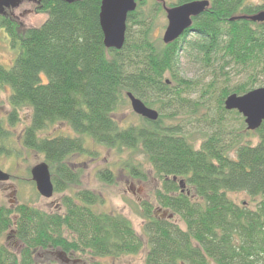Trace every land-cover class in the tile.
I'll return each instance as SVG.
<instances>
[{"label": "trees", "instance_id": "obj_1", "mask_svg": "<svg viewBox=\"0 0 264 264\" xmlns=\"http://www.w3.org/2000/svg\"><path fill=\"white\" fill-rule=\"evenodd\" d=\"M195 1H208L209 8L169 45L151 36L157 17L165 14L163 4L137 3L127 17L120 51L104 47L101 0H40L38 9L48 14L47 20L23 31L10 16L0 15V28L18 51L9 69L0 65V93L6 87L10 90L7 125L14 127L18 112L29 110L21 145L42 156L54 194L64 195L63 214L27 204L14 209L0 205V264H35L34 253L49 250L111 261L145 250L144 264H264V122L248 132L243 117L223 105L229 95L264 87L257 81V74H264V23L237 19L255 15L264 6L247 5L246 0H177L168 7ZM192 32L205 61L222 62L219 75L225 85L216 87L214 80L205 92L217 91L222 116L232 115L239 122L234 147L215 135L195 137L180 124L166 126L165 115L156 122L138 118L139 124L126 128L115 119L128 102L127 93L148 108L159 104L157 113L168 111L171 119L183 107L199 108V101L187 99L193 83L176 73L182 44ZM231 64L251 69L252 78L230 86ZM59 122L75 136H40ZM250 135L257 144L245 141ZM84 137L108 150H139L160 183L157 205L178 217L185 229L155 217L146 203L141 215L143 237L123 216L94 211L98 196L81 188L84 172L76 163L80 157L97 155L84 146ZM10 138L0 121V156L10 155ZM129 172L144 177L136 167ZM97 178L114 182L108 169L98 171ZM229 193H245L252 208L235 204ZM3 238L13 240L18 250Z\"/></svg>", "mask_w": 264, "mask_h": 264}, {"label": "rangeland", "instance_id": "obj_2", "mask_svg": "<svg viewBox=\"0 0 264 264\" xmlns=\"http://www.w3.org/2000/svg\"><path fill=\"white\" fill-rule=\"evenodd\" d=\"M148 5L154 0H147ZM168 7L177 0H155ZM250 6L261 7L264 3L260 0H246ZM40 2L33 0H20L13 5L1 7L0 14L10 16L15 20L20 29L40 27L48 18V14L40 11L38 8ZM264 8V7H263ZM260 12H264V9ZM259 13V12H258ZM167 25L165 14L159 15L152 30V38L162 40L163 33ZM199 40L194 32L189 33L182 44L179 62L176 73L179 78L193 83L194 91L187 97L191 103L199 101L201 105L196 111L183 107L175 112V118L171 119L168 111H162L159 115H165L164 125L180 124L185 127L195 137L206 135H215L223 139L231 147L236 146L234 135L240 134L239 122L232 115L222 116L218 108V92L213 91L207 94V86L212 81L217 80L216 87H223L225 79L219 75V66L222 63H208L205 61ZM18 51L10 46V40L4 30L0 28V65L9 69L17 57ZM227 71L229 72V85L235 86L252 78L251 69H241L231 64ZM257 81L264 82V74H257ZM10 90L6 87L0 93V121L8 128L11 138L7 143L9 156H0V171L9 176L6 182L0 183V205L14 209L18 204H27L34 206L46 213L63 214L61 205L63 194H54L49 200L41 198L35 185L31 180L30 170L37 164L43 163L41 155L26 150L21 145V134L29 124V110L22 109L18 112L19 122L12 128L7 125L6 117L10 112L8 98ZM159 104L150 109L158 112ZM224 117V118H222ZM139 117L131 111L130 104L127 102L124 107L117 112L115 119L126 128L130 125L139 124ZM237 135V136H238ZM42 138H55L59 136L67 137L75 135L71 129L63 122L48 126L40 133ZM251 145L257 144V138L252 135L246 137ZM84 146L97 155L91 158L80 157L76 159L78 168L83 170L81 188L98 196L99 204L94 207L98 213L117 214L126 218L132 225L136 234L142 236V204L146 203L153 208L154 216L161 219H169L177 224L181 229H185L183 223L178 217L163 211L156 202L155 194L160 188L159 181L155 178L151 167L141 152H132L128 149H122L120 152L105 149L103 146L96 145L89 137H84ZM233 157V155H230ZM136 167L144 177H132L130 169ZM108 169L113 173V184L103 183L97 178V172ZM67 195V194H66ZM228 197L237 205H244L252 208V199L245 193H229ZM2 241L13 250H18L14 241L3 238ZM145 250L136 256H126L111 261L106 259L93 260L80 254H62L59 251H36L34 253L35 264H92L99 261L103 264H144ZM71 257V258H70Z\"/></svg>", "mask_w": 264, "mask_h": 264}, {"label": "water", "instance_id": "obj_3", "mask_svg": "<svg viewBox=\"0 0 264 264\" xmlns=\"http://www.w3.org/2000/svg\"><path fill=\"white\" fill-rule=\"evenodd\" d=\"M18 1L20 0H0V11H2L1 7L13 5ZM33 1L39 2L40 0ZM65 1L71 3L75 0ZM143 1L101 0L99 25L105 49L120 51L123 48L127 17L136 10L137 3ZM260 1L264 3V0ZM208 8V1H195L174 7H166L163 4L167 25L162 36V43L169 45L181 38L184 32L191 28L193 20ZM237 19L262 24L264 23V12ZM126 98L134 115L149 122L158 120L159 114L146 107L141 100L130 93L126 94ZM223 105L226 111H236L243 117L246 131L255 132L264 122V87L254 89L241 96L229 95ZM30 176L38 195L46 200L51 199L54 195V188L49 167L45 163L37 164L30 170ZM8 179L9 176L0 171V183L6 182Z\"/></svg>", "mask_w": 264, "mask_h": 264}, {"label": "flooded vegetation", "instance_id": "obj_4", "mask_svg": "<svg viewBox=\"0 0 264 264\" xmlns=\"http://www.w3.org/2000/svg\"><path fill=\"white\" fill-rule=\"evenodd\" d=\"M71 258V257H70Z\"/></svg>", "mask_w": 264, "mask_h": 264}]
</instances>
